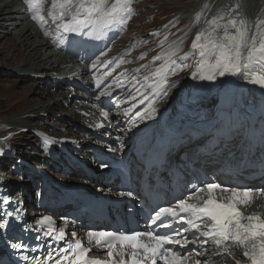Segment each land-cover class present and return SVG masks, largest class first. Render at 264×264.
Segmentation results:
<instances>
[{
    "label": "snow or ice",
    "instance_id": "obj_1",
    "mask_svg": "<svg viewBox=\"0 0 264 264\" xmlns=\"http://www.w3.org/2000/svg\"><path fill=\"white\" fill-rule=\"evenodd\" d=\"M23 2L27 5L26 11L31 14V19L40 22L43 27V0ZM133 2L134 0H52L48 15L61 33L57 37L60 43H64L67 34L95 33L99 38L107 31L127 23L133 12ZM221 20H224L223 16L213 17L208 21L211 31H201L193 40L192 53L198 55L199 60L192 77L211 81L226 74L242 75L264 88V20L255 25L257 31L251 36L244 20L228 19L226 23L220 24ZM175 55L174 51L168 54V60L156 75H161L168 67V61L175 64V60L171 59ZM155 59L159 60L160 57ZM165 84L166 79L162 77L153 92L158 96L166 95ZM100 85L101 81L97 80L96 87L100 88ZM104 94L101 92V95ZM155 111V108L151 109L152 113ZM102 115L105 119L108 118L107 112ZM135 115L139 117L142 113L137 111ZM3 179L0 176V181ZM256 192L264 193V189L225 186L216 182L194 185L186 197L178 199L173 205L155 210L149 217L150 223L145 230L88 231L86 237L89 244L94 242L97 249L106 250L103 253L105 259L90 255L92 248L85 246L74 231L71 233L72 239L66 240L64 228H57L53 217L44 215L36 218L32 225L25 223L22 226L24 231L32 230L37 233L34 237L37 241L44 237L57 244L64 242V245L53 248L49 243L47 255L43 259L28 255L22 256V259L31 261V264H189L193 256L199 257L206 252L221 255L226 253L235 259L234 252L240 249L247 264H264V218L256 214H245L241 210L242 206L246 207L253 202ZM120 195L131 196L132 193ZM2 203L8 205L10 198L4 197ZM20 203L17 202L18 205ZM23 211L17 206L11 211L3 212L0 215V231L23 219ZM5 217H12L13 220ZM159 229L165 231L160 232ZM209 243L212 247L205 248ZM189 245H198L200 250L189 248ZM10 246L16 250L29 248L22 240L13 242ZM43 246L37 244L29 250L35 252ZM193 264L209 262L193 259ZM235 264H243V261L235 259Z\"/></svg>",
    "mask_w": 264,
    "mask_h": 264
},
{
    "label": "bare ground",
    "instance_id": "obj_2",
    "mask_svg": "<svg viewBox=\"0 0 264 264\" xmlns=\"http://www.w3.org/2000/svg\"><path fill=\"white\" fill-rule=\"evenodd\" d=\"M51 1V0H50ZM225 0H196L193 8H191L190 12L188 13V18L192 19V27L195 28V31L201 32L207 30L208 21L211 20L213 17H217V15L223 10L221 7H225ZM211 3V4H210ZM257 6L255 4V1L249 6V0L248 4L246 5V12L249 15L253 12V16H249V22L246 23L247 26L253 23V17L257 14L255 11H259L260 6H262L259 2H257ZM244 5V4H243ZM245 6V5H244ZM248 6L250 8H248ZM48 7L47 0H43V9L41 14L44 15L45 21L43 23V27L41 26L40 22L34 21L31 19V14L26 11L27 5L23 2V0H0V26L3 27L4 30H0V40H4L5 46L8 47L12 44H14V47H21L23 48L25 53V57L21 64H19L18 67H15L17 65H14L13 68H11V72H15V76H22L24 74H34L35 76H46L50 77L51 75H54L53 72L56 73L58 77H70V78H82L84 82L91 83L92 81L101 80L102 77L95 78L100 72L103 65H99L96 67L99 61H101L105 56H102L98 61L94 62L92 65L88 67L84 66H76L75 65V59L73 56H69L66 52L65 48H61L64 43H60L57 39L58 36H60L58 30L56 29L55 23H53L51 20H49L46 16V9ZM263 8V7H262ZM227 10V6L225 7ZM264 10V9H263ZM224 11V10H223ZM227 12V11H226ZM242 20L245 16L241 15ZM227 17V18H225ZM260 17V15H259ZM225 20L233 19L229 18V16H224ZM3 20V22H1ZM261 20H264V15L261 16ZM260 20V21H261ZM258 22H255V25ZM128 27L130 26L129 20L127 21ZM226 23V22H225ZM262 29H264V25H262ZM257 31L256 27L251 29L249 31V36H251L253 33ZM48 33V35H45V33ZM222 34L218 33V35ZM186 37V34L181 38L183 39ZM132 40V39H131ZM130 41V40H129ZM134 41V40H133ZM175 41V40H174ZM177 41V40H176ZM65 42V41H64ZM131 44V43H130ZM182 46L181 41H177L175 43H172L170 47H166L162 51V55H168L171 52H177L180 50ZM129 49L128 47H124L122 49V57L126 50ZM115 52V51H113ZM196 62L195 66L199 60L198 55H196ZM124 60V59H122ZM174 60V59H172ZM172 64V63H171ZM10 65V64H8ZM7 65V66H8ZM95 65V67H93ZM161 67L156 68L153 70L150 74L145 76L142 80H140L139 84L137 85V95L135 97V101L132 104L131 107L135 106L139 101L141 100H148L145 101V107L139 110V112L142 113V116H139L137 118L136 115L133 117L138 122L135 125H130L129 129H123L121 133L125 134V139L131 140V135H128L127 133H132L133 131H139V134L146 131L147 127L150 124H154L158 118V115L160 111L167 105V102L169 103L171 98L175 95L176 87H174V80L166 81L165 87L167 90V95H170L171 97L167 99V97L160 98L156 103H154L155 99L161 95H156L153 92V88L157 86L161 82L162 77L165 76V74H168V70H163L161 72V75H156L158 70H160ZM5 70V69H4ZM129 70L125 68V66L117 64L111 70L107 71L103 77H108L111 84L116 83L118 85L122 84V79L125 78V73H127ZM229 74H226L225 76H217L215 80H203L209 82V88L210 93H213L218 88L224 89V83L226 80V77ZM235 76V91L240 92H250V85H249V79H246L242 75H234ZM177 79H175L176 81ZM33 88H37L36 86H39L42 84V87L40 88L41 92H45L47 95L52 96V92L48 89L51 86H47V80L43 79L42 81H33ZM178 83L180 82L177 81ZM52 85H57V99L56 101H53L51 103H41L38 102L39 105L37 106L38 109H33L32 107L28 111H23L24 114L28 112H48L50 113L53 104L57 107H64V104L71 100L72 108L74 109H89L91 113H94L96 111V108L98 104L101 105V107H106V105L99 99V96L96 95V99L92 96H87L85 100L83 101V105H79L77 100L71 99L70 94L71 90L66 88L62 81L54 80L50 82ZM176 83V82H175ZM45 86V88H44ZM149 87V88H146ZM38 89V88H37ZM39 90V89H38ZM153 92V96L149 98V94ZM38 94L39 91H36ZM128 91H123L122 93L118 94V97L123 99V102L120 105L113 106V112H112V118L116 125L120 124V117L123 109L121 106L128 102L131 97L127 95ZM33 94V93H32ZM143 94V95H142ZM142 95V96H141ZM46 96V95H45ZM163 96V95H162ZM44 98V97H43ZM58 104L60 106H58ZM206 105L208 108L212 106V103L210 100L206 102ZM161 106V107H159ZM155 108V112L152 113L151 109ZM74 109L70 111L69 113H66L68 115V118H76L79 117L83 121L85 120L84 117H80ZM18 112L14 115H11L9 117H5L2 121L5 122L7 125L14 126V127H25V124H27V121L22 124L23 119L21 117V113ZM237 110H234L232 113V117L235 116ZM145 113H150V115H147ZM1 118V116H0ZM69 120V119H67ZM74 127V124H66L65 125V132L71 133V128ZM139 127H142V129L139 130ZM74 135V134H72ZM143 141L142 139L140 142ZM36 161L41 166L45 165V162L41 159V154H35ZM34 157V158H35ZM58 166L56 163H53L51 165V169H56L58 171ZM25 183V184H23ZM33 183V180H24L21 181V183H17L16 181L11 182V187L13 190H15L16 194H19L20 196H25L27 193L30 192L31 184ZM259 209H262V205L259 207Z\"/></svg>",
    "mask_w": 264,
    "mask_h": 264
},
{
    "label": "rangeland",
    "instance_id": "obj_3",
    "mask_svg": "<svg viewBox=\"0 0 264 264\" xmlns=\"http://www.w3.org/2000/svg\"><path fill=\"white\" fill-rule=\"evenodd\" d=\"M253 1H255L256 6L258 4L257 2H259L262 5L259 8L260 11H255L257 16L255 15L253 18L259 17V15H260L259 18H261V16L264 15V10H263L264 0H249V6H251ZM224 2L226 4L225 7L227 6V10L225 9V7H221L224 11L222 10L217 15V17L218 16H223V17L229 16V18L242 20L241 15H243L245 16L244 19H247L244 21L248 23L249 16L251 17L253 16V12L250 13L249 15H247L248 13L246 12V5L248 4V0H225ZM158 3H162L163 6L166 9H168L167 11L168 14L166 17H164V14L156 18L152 17L153 15L157 14V13H153V15H151L153 12L152 8ZM191 5H193V3H188V0H134L132 4L133 19L129 27V33L126 36V41L130 42L131 39L132 41L133 40L134 41H133V48L128 53L127 60L133 64L143 61L144 59L147 58V56L151 52L154 51L156 45L158 44L163 45L164 43H167L166 46H168L169 44L182 38L188 31L193 30L192 21L190 19L184 18L188 16V13L190 12L189 7ZM249 6L248 8H250ZM175 15H177V17H179L182 20L175 27H173L167 35L162 36V37L158 36L155 38L145 37L146 32L148 30L156 28L161 21L170 18V16H175ZM47 17L49 20H51L49 16ZM225 18L224 20L219 21V23L224 24L226 22ZM1 22H3V20H1ZM148 23L152 24V26L147 27ZM245 26L251 29V26H247L246 24ZM0 30H4L3 27L0 26ZM176 30H179L181 32L178 33L175 39H172V41L168 42V40H170L173 37L171 35H173ZM207 30L211 31L209 24L207 25ZM121 46L122 44H120L118 47H121ZM25 53L26 51H24L23 48L21 47L15 48L14 44L6 47L4 40H0V68L3 69L2 67L4 65L6 67L11 66V65L13 66L17 65L15 67H18L19 64L22 63L25 57ZM172 57H176V62L174 66L172 67V71H170V72H173L170 79L174 80V84L177 85L178 83L177 81H179L182 75L187 71L194 55L192 53H188V47L186 44H184V46L181 47L180 53ZM187 58L188 60L186 61ZM8 70H11V68L8 67ZM165 76H167V73L165 74ZM26 79H29V78H26ZM26 79H23L20 76H12V75L7 76L3 73H0V107L1 106L7 107L5 110H3L0 113V116L7 117L15 113L21 112V111L23 112V110L27 111V109H30L31 107L38 106L39 105L38 102L45 103V104L47 103L52 104L53 101L58 100L56 98L57 96L55 95L50 96V95H47L45 92H41L40 88L42 87V84H40L41 86L40 85L36 86L39 89L38 90L35 87L33 88V83H34L33 81L26 80ZM175 79L177 80L175 81ZM36 91H39V93L37 94ZM58 106L60 105L58 104ZM60 107L61 108L55 106V104H53L52 106V109L57 108L56 110H54V112L55 114H57L56 116H58V119L61 117V115L64 114V113L63 114H60V113H62L63 110H65L63 109L62 106ZM74 111L76 112V109H74ZM21 114H24V112ZM25 122L26 120H23L22 124L24 125ZM36 122L39 123V126L41 123L44 127L51 125V123H52V126L57 124V122L51 121L50 118L46 121L45 119H42L41 121L39 119V121L36 120ZM64 123L65 125L66 124L69 125L72 122L66 119ZM16 143L19 145V148L23 154V157L27 159H32V160L36 159V157L34 158V155L37 153L36 151L38 149V145L30 135L23 134L21 139L16 141ZM0 167L4 172H7L11 176L10 179H13V181H16L17 183H21V181L23 180L20 177L21 173L19 169L16 166H13L10 162L2 161L0 162ZM32 185L33 183L31 184V187Z\"/></svg>",
    "mask_w": 264,
    "mask_h": 264
},
{
    "label": "trees",
    "instance_id": "obj_4",
    "mask_svg": "<svg viewBox=\"0 0 264 264\" xmlns=\"http://www.w3.org/2000/svg\"><path fill=\"white\" fill-rule=\"evenodd\" d=\"M6 108H7L6 106H1V107H0V111L4 110V109H6Z\"/></svg>",
    "mask_w": 264,
    "mask_h": 264
}]
</instances>
